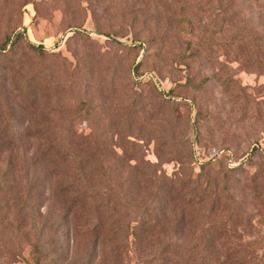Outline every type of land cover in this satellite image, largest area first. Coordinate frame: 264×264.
<instances>
[{
  "label": "rangeland",
  "instance_id": "374dc122",
  "mask_svg": "<svg viewBox=\"0 0 264 264\" xmlns=\"http://www.w3.org/2000/svg\"><path fill=\"white\" fill-rule=\"evenodd\" d=\"M24 31L0 53V264H144L197 239L196 258L264 264V0H0V46ZM48 137L74 141L69 171ZM178 176L201 201L158 195Z\"/></svg>",
  "mask_w": 264,
  "mask_h": 264
},
{
  "label": "trees",
  "instance_id": "16d2710c",
  "mask_svg": "<svg viewBox=\"0 0 264 264\" xmlns=\"http://www.w3.org/2000/svg\"><path fill=\"white\" fill-rule=\"evenodd\" d=\"M25 34V31L23 33L14 32L12 36L7 39L6 43L0 46V53H7L10 52L9 50L11 48L14 49V47L24 39ZM28 46L32 50V53L35 55L36 58H44L45 50L42 45L36 46L32 43H28ZM73 143V140H52L50 139V137L41 140V146L43 148V151L46 157L48 159L50 158L51 160L50 164H54L55 167H57L59 170L65 171H69L71 164L76 160L72 146ZM0 144L2 145V143ZM182 177L183 176H178L177 178H166L165 180H162L159 185L160 190L158 191V195H165L166 197H168L166 193L167 189V192L169 193H176V195L178 196V198H176L177 201H180L183 206H186L191 203V201H194V198H197L198 202L201 201L202 192H199L197 194L195 193L193 195L192 193L189 194V192H183L185 186L189 184V181L185 180V178ZM92 194L93 191L91 189H85V191L82 194H79L78 196L81 202H85L89 198H95V195ZM217 203V200L213 201L212 206H215ZM180 221L183 222V219H181ZM126 225L128 235L124 237V240L129 238V234L130 236L133 235V238L136 240L137 246L138 242H140L141 240V237H143V239L148 238L146 233L144 232L145 226L147 225L148 227L149 225V227H154L150 226V222L145 221V219L136 221V224L134 225L132 223H127ZM129 230H131V233H129ZM200 245H202V240L200 239H197V241L193 244L192 249H188L184 244L181 243L170 242L161 247L160 250H157L152 257H146L145 259H143V262L144 264L160 263L164 261H169L173 264H230L232 260V245H221L222 247H226V250L224 252H211L206 255L200 253V257L196 258V256L199 255L198 248L200 247ZM249 256L250 254H246V256L243 257L242 261L244 263H247L246 260H248L247 257Z\"/></svg>",
  "mask_w": 264,
  "mask_h": 264
}]
</instances>
